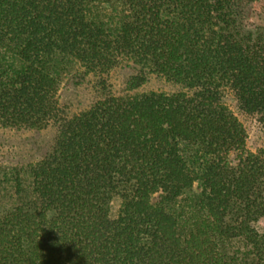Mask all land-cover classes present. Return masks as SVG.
Wrapping results in <instances>:
<instances>
[{
  "label": "trees",
  "instance_id": "1",
  "mask_svg": "<svg viewBox=\"0 0 264 264\" xmlns=\"http://www.w3.org/2000/svg\"><path fill=\"white\" fill-rule=\"evenodd\" d=\"M259 1L0 0V126L54 129L11 170L0 264H264V149L228 103L264 116Z\"/></svg>",
  "mask_w": 264,
  "mask_h": 264
},
{
  "label": "rangeland",
  "instance_id": "2",
  "mask_svg": "<svg viewBox=\"0 0 264 264\" xmlns=\"http://www.w3.org/2000/svg\"><path fill=\"white\" fill-rule=\"evenodd\" d=\"M249 22L264 28V0H260L250 14ZM132 72L128 66L118 67L112 74L111 81L118 90L124 87L126 77ZM147 89L171 90L172 85L163 79L154 78L146 86ZM95 98L91 78L82 79L76 72L68 73L60 89V99L74 108H83ZM228 103L235 111L248 131V146L251 150L264 149V116L259 113H248L239 108L238 102L229 96ZM54 140V129L34 130L27 128H8L0 126V211L13 206L17 202L15 181L11 170L13 167H25L26 163L37 158ZM28 182H26L27 184ZM120 198L112 201V213L116 214L120 207ZM254 226L264 231V215Z\"/></svg>",
  "mask_w": 264,
  "mask_h": 264
}]
</instances>
